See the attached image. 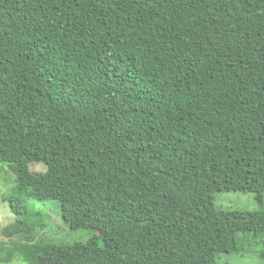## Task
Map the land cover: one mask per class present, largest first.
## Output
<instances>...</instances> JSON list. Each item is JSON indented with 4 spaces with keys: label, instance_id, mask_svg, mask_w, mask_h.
<instances>
[{
    "label": "trees",
    "instance_id": "trees-1",
    "mask_svg": "<svg viewBox=\"0 0 264 264\" xmlns=\"http://www.w3.org/2000/svg\"><path fill=\"white\" fill-rule=\"evenodd\" d=\"M0 163L9 260L264 264V0H0ZM24 193L92 236L34 241Z\"/></svg>",
    "mask_w": 264,
    "mask_h": 264
},
{
    "label": "rangeland",
    "instance_id": "rangeland-1",
    "mask_svg": "<svg viewBox=\"0 0 264 264\" xmlns=\"http://www.w3.org/2000/svg\"><path fill=\"white\" fill-rule=\"evenodd\" d=\"M46 167L43 163H30L29 170L43 172ZM16 195V175L8 168L6 163H0V230L5 225L14 221V215L10 211L6 200ZM25 198L27 206V218L43 226L34 235V241L38 239L71 242L74 240H87L93 232L89 229H70L64 225L60 216V206L57 200L47 199L39 201L36 198ZM215 205L220 208H236L254 210L257 208L255 196L250 192L229 191L217 193ZM239 237L249 240L245 243V250L241 253H219L217 264H261L258 252L262 248L260 238H252L251 235L239 234ZM21 238L13 236L7 239L0 234V264H24L16 255H11L10 260L5 257L4 249H12L14 243L20 242Z\"/></svg>",
    "mask_w": 264,
    "mask_h": 264
}]
</instances>
